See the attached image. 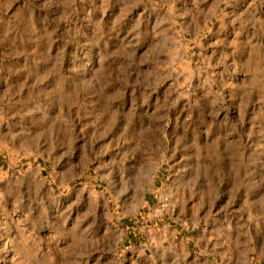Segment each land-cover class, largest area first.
<instances>
[{"label": "rangeland", "instance_id": "1", "mask_svg": "<svg viewBox=\"0 0 264 264\" xmlns=\"http://www.w3.org/2000/svg\"><path fill=\"white\" fill-rule=\"evenodd\" d=\"M0 264H264V0H0Z\"/></svg>", "mask_w": 264, "mask_h": 264}]
</instances>
